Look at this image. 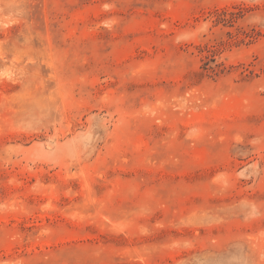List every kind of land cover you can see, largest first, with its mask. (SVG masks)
Returning a JSON list of instances; mask_svg holds the SVG:
<instances>
[{
    "label": "rangeland",
    "instance_id": "374dc122",
    "mask_svg": "<svg viewBox=\"0 0 264 264\" xmlns=\"http://www.w3.org/2000/svg\"><path fill=\"white\" fill-rule=\"evenodd\" d=\"M0 264H264V0H0Z\"/></svg>",
    "mask_w": 264,
    "mask_h": 264
}]
</instances>
